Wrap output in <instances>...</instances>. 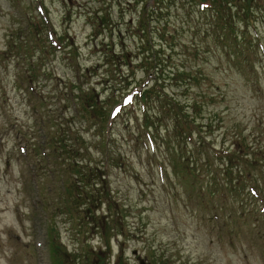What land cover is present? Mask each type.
<instances>
[{
    "label": "rangeland",
    "instance_id": "374dc122",
    "mask_svg": "<svg viewBox=\"0 0 264 264\" xmlns=\"http://www.w3.org/2000/svg\"><path fill=\"white\" fill-rule=\"evenodd\" d=\"M155 1L0 0V264H52L53 242L64 264H264V243L233 219L244 199L233 192L210 205L198 194L210 185L201 173L213 146L264 173V9L250 26L262 48L240 63L216 26L233 17L242 43L241 7ZM30 66L35 95L23 78ZM149 73L198 120L209 138L201 153L176 139L158 94L142 99ZM146 109L161 125L149 132L155 154Z\"/></svg>",
    "mask_w": 264,
    "mask_h": 264
},
{
    "label": "trees",
    "instance_id": "16d2710c",
    "mask_svg": "<svg viewBox=\"0 0 264 264\" xmlns=\"http://www.w3.org/2000/svg\"><path fill=\"white\" fill-rule=\"evenodd\" d=\"M195 1L196 3H192V4L195 5L196 8L198 7V9H199V6L200 7L203 6L202 11H206V13L208 11L213 12L216 10L217 7H219L217 0H195ZM220 1L221 2L226 1L227 6L230 8H237V7L242 8L240 10L242 11V15L241 16L239 15V17L241 18L240 20L243 23H245V30H247V32L250 33L249 36H246L247 34H245L242 37L243 39L242 43L238 41L239 40L238 38L240 37H239V34L236 35L237 34L236 30L230 28V25L234 26L236 25V23H231V24L228 23L229 21L233 19V17H230V20L227 22L224 19L221 27L217 25L216 28L219 31L217 35L218 41L224 44L227 50L233 51L232 54H234L233 57L236 60L239 61L240 59V63H244L248 59L246 58L244 52L251 54V49H254L256 52V51H259V45L261 47L262 37L259 36L260 33L259 32H258L259 34L257 33V38H253L250 32V26L252 24L255 25V23L258 21L257 12L260 13L264 9V0H220ZM155 3H157V1ZM153 8L154 9H153L152 14L154 13V11L155 12L158 11V9L156 8V4L154 5ZM159 11H161V9H159ZM212 17L213 19L220 18L221 15L212 13ZM149 29L152 31L151 27H149ZM149 36H152V34ZM152 45L154 44L151 43L150 45V41H149V46L152 47ZM19 50H22L23 52H27L28 54L30 53V48H28V46L26 45H20ZM153 54L158 55L160 53L156 51ZM252 57L253 55L251 56V58ZM157 64L158 63H156V65ZM17 66L18 67L20 66L19 61L17 62ZM161 69L164 70L165 68H161ZM17 74L18 76H20L19 69H18ZM36 74L38 73L35 72V69L32 66H30L29 72L23 73V78L25 79V81H27V83L31 82L34 85L35 82H34V79H31L32 78L31 75L35 76ZM160 81L162 82L163 80L157 79V82H160ZM31 83L29 84L31 85ZM162 83L163 85L159 83V84L152 85L151 86L152 88L148 87L143 92L142 99L147 100V97H146L147 93L148 94L149 93L158 94L157 101L161 105V108H160V112L157 111V113L154 114V117L155 118L158 117L159 114L161 113V116L162 115L165 116V114H167L175 118V128L178 129L177 130L178 132L175 133L176 139L178 138L179 140H182L181 143L185 144L187 147H190V145L192 146V144H194L196 147L195 151H198L199 153H201L202 149H205L204 148V146H206L205 141H209L208 136L203 133L204 132L203 128L201 127L198 120L194 116L190 118L182 116L183 114L181 113V109H180L182 107L181 104H179L178 100L172 99L169 96V94L166 92L165 87H164L165 82L163 81ZM164 102H165V105H164ZM143 103H144V107L146 108L147 107L146 103L145 102ZM190 108H192L194 112L201 110V107H197V105H191ZM145 111H147V114L145 115V119H144L145 130L151 136V139L154 143L153 154H155L158 152V149H156L155 147V142L157 139L153 138V136L150 133H152L151 131L153 130V128L159 129L161 125L159 123L155 124V121L157 120L149 116L150 115L149 110L146 109ZM195 135H200V139H197L196 142H194ZM62 141H64V139ZM59 145H62V144L60 143ZM165 145H168L169 147L170 144H168L167 142V144ZM210 145H208L209 149L212 148L213 146L212 143H210ZM60 148L62 147H59L58 149ZM216 149L221 150V151L218 152L214 149L216 152L211 153V150H210L206 155V164H204L205 168L202 170L201 178L202 180L208 178L210 181V185L206 186V189L204 187L205 184L201 186V188L198 190L199 199L202 200L201 203L206 202L210 204V199L212 197H218V198L221 197L223 199L224 196H227V197L233 196V192H234L237 198L244 199L247 205L244 204L243 201H241L245 207V208L244 207L242 208L247 209V211L246 212L240 211L239 217L237 216L233 219H235V221L237 222H238L237 218L240 221H242L241 219H243V221L246 224H250V227H251L250 230L252 231V233L256 235L258 231H262V229H264V226H261L262 224L259 223L258 221L259 219H262V223L264 222V183L263 185L259 184V181L264 182V176H263L264 173L260 171L261 162L255 163L252 160V158H250L249 156L239 155V153H237L236 151L235 152L231 151V149L226 146L223 149H218V148ZM75 154L80 156L78 151H75ZM193 155L196 156L195 154ZM76 163H79V161H77ZM220 166H221V169H224L223 171L225 172V174L221 173ZM255 172H260V173L256 175L257 173L254 174ZM85 176L86 175L83 174V177ZM66 192H68L69 197L71 198V191L67 190ZM82 193H85V192L82 191ZM77 194H78V197L79 196L81 197L82 196L81 190L78 189ZM86 195L84 196V198H87ZM86 200H88V198ZM224 203L225 202L221 204L220 202H218V205L217 206L215 205L213 210L218 209L219 211H222L223 207L227 205ZM258 206L260 207L261 212L260 210H258ZM245 217H247L248 220ZM257 222L259 223V225H257ZM232 235H233V230H230L229 236H232ZM232 242L233 240L231 239V243ZM232 244H234V242ZM51 252H52L53 264H64L62 251L59 248V246L55 244V242H53L52 244Z\"/></svg>",
    "mask_w": 264,
    "mask_h": 264
}]
</instances>
